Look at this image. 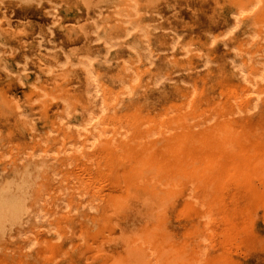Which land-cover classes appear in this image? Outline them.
Returning a JSON list of instances; mask_svg holds the SVG:
<instances>
[{
  "label": "rangeland",
  "instance_id": "374dc122",
  "mask_svg": "<svg viewBox=\"0 0 264 264\" xmlns=\"http://www.w3.org/2000/svg\"><path fill=\"white\" fill-rule=\"evenodd\" d=\"M0 264H264V0H0Z\"/></svg>",
  "mask_w": 264,
  "mask_h": 264
},
{
  "label": "bare ground",
  "instance_id": "6f19581e",
  "mask_svg": "<svg viewBox=\"0 0 264 264\" xmlns=\"http://www.w3.org/2000/svg\"><path fill=\"white\" fill-rule=\"evenodd\" d=\"M243 79H244V78H243ZM248 81H250V80H248ZM247 84H251V83H248V82H247ZM252 84H253V83H252ZM253 85H254V84H253ZM254 87H255V86H254ZM260 96H261V95H260ZM105 108H106V107H105ZM87 132H88V131H87ZM87 132H86V133H87ZM91 132H92V131H91ZM87 137H88V136H87Z\"/></svg>",
  "mask_w": 264,
  "mask_h": 264
}]
</instances>
